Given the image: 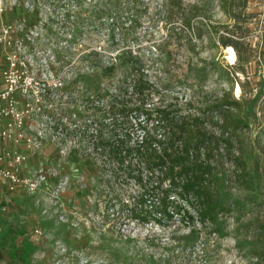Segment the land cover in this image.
<instances>
[{
    "label": "rangeland",
    "instance_id": "obj_1",
    "mask_svg": "<svg viewBox=\"0 0 264 264\" xmlns=\"http://www.w3.org/2000/svg\"><path fill=\"white\" fill-rule=\"evenodd\" d=\"M7 24L22 26L14 69L2 41ZM31 31L40 36L29 42ZM26 64L28 76L19 72ZM142 82L148 88L138 95ZM9 90L0 152L15 147L2 141L3 132L22 136L21 180L40 170L47 179L36 192L26 184L0 187V239L7 236L0 264H76L59 253V240L107 264L257 263L264 249V0H0V95ZM42 96L56 108L40 111ZM224 99L235 104L232 111ZM137 102L151 118L159 111L177 124L197 118L184 140L208 147L202 160L228 210L216 226L182 215L146 221L147 209H136L140 187L126 170L117 171L108 143L123 140L125 125L135 145L140 121L134 111L126 119L120 110ZM238 116L248 127L225 135L224 122L234 125ZM61 119L89 127L88 137L103 147L65 137L54 125ZM230 135L231 147L215 146ZM126 159L135 162V155Z\"/></svg>",
    "mask_w": 264,
    "mask_h": 264
},
{
    "label": "trees",
    "instance_id": "obj_2",
    "mask_svg": "<svg viewBox=\"0 0 264 264\" xmlns=\"http://www.w3.org/2000/svg\"><path fill=\"white\" fill-rule=\"evenodd\" d=\"M223 41L224 46L230 43V40ZM147 86L148 84L144 82L136 85L135 93L144 94ZM222 105L232 111L235 104L224 99ZM131 106L132 104L130 106L122 105L120 113L126 119L131 112L136 113L135 116L140 121L139 124L136 123V129L142 132L141 136L135 139V145L132 147V136L128 130L130 127L124 128L125 125H123L122 130L128 131V134L120 135L123 139L121 141L109 140L108 148L118 164L117 171L126 170L130 174L128 177L134 179L140 187L141 195L135 199L136 209L140 207L147 209L146 221L154 217L163 221L167 218L172 219L175 215H182L185 220L195 222L199 218L204 225L209 223L216 226L221 214L228 210L225 206H221L213 188L214 172L202 160V151L205 149L207 153L206 148L208 147L202 140H199L194 146H190L184 140L189 132L187 126L195 127L197 118L190 119L188 122L186 119L180 120V124H177V119L167 116L164 111H159L155 118H151L153 114L144 103L137 102L135 109H131ZM99 110L102 111V108ZM228 120L227 118L224 122L225 135L229 134L228 131L232 130L237 133L248 127L241 116L234 118V125L231 126ZM190 121L191 123H189ZM153 122H156L160 127L154 125L155 129L159 128L161 131V128H165V131L159 134L153 128L149 130V126ZM178 128L179 133L176 134L175 131ZM88 131L89 127L84 129L85 134H88ZM232 140L230 135V138L224 142L220 141L215 146L221 149V145L225 143L227 147H231ZM101 144L102 142L96 144L97 151L103 147ZM213 150L214 148L210 146L209 153ZM133 155H135V162L126 159ZM198 155L201 159L198 158ZM173 194L175 195L173 196ZM174 204H177L178 207L171 210L170 205ZM182 205H186V208H183ZM135 218H140L137 210H135ZM6 238L7 236H4L0 239V245ZM263 255L264 249L261 254H258L256 264H264Z\"/></svg>",
    "mask_w": 264,
    "mask_h": 264
},
{
    "label": "built area",
    "instance_id": "obj_3",
    "mask_svg": "<svg viewBox=\"0 0 264 264\" xmlns=\"http://www.w3.org/2000/svg\"><path fill=\"white\" fill-rule=\"evenodd\" d=\"M70 20V19H69ZM22 29V26H17L15 24H7L4 26L3 30H2V41L4 43V45L8 48V52H10V54H8V61L10 62L12 68H17L18 67V57L19 55H17V51L14 50V47L17 46L18 44V40H17V36L20 34V30ZM38 31V30H36ZM29 36V42L35 40L37 37L40 36V34L38 32H29L28 33ZM32 37H34L33 39H31ZM34 59V57H32ZM83 60V64L87 63V65L92 66L91 63L89 62L91 57H87L84 56L82 57ZM82 64V65H83ZM84 66V65H83ZM29 64H26L24 66V68H20L19 72L22 74H27V76L31 73L28 72V68ZM27 72V73H26ZM80 72V71H78ZM76 72V74L78 73ZM55 79H58L56 75H54ZM39 80V76L37 77ZM64 86V81L63 80H59L57 85H54L55 90L58 92V94L61 92L62 87ZM12 91L9 90L8 92L4 93L3 95H0V118L4 119V116L9 115V111H7L4 107L3 104L11 97ZM55 104L52 103L51 98L48 96H42L41 100L39 101V109L40 111H45L46 109H48V107H52V108H56V106H54ZM65 119H61L60 122H56L54 125L60 129V131L66 136H71L72 138H80L83 142L84 141H89L91 140L88 137V134H85L84 129L87 127H80L79 124L77 122L73 123H64ZM73 126L74 130L73 132H71L70 128ZM9 128H14V125L11 124L9 125ZM2 137V141L6 142V143H12L15 147L0 152V187L2 185L7 184L8 188L10 189V191H15V189L22 185V184H26L31 191L36 192L40 189V180L41 182L46 181L47 179V175L44 174V170H40L38 171V173L36 174L35 178L32 180H26V181H22L21 180V172L23 170L24 165L26 164L27 161V157L25 156V154L21 153L19 151V147L21 145V143L23 142V138L21 137H13L9 131H5L1 134ZM70 138V137H69ZM92 143H94L93 145L96 146V144L98 143L97 138H93ZM90 141V142H91ZM92 145V144H90ZM54 173V172H53ZM40 177V179H39ZM60 193L59 191H56L55 194L53 195V198H51V202L52 204H56V201H58L57 199L60 197ZM36 235L39 237L44 236V232L42 230H38L36 232ZM56 248L59 251V253L61 255H66L67 257L66 259L69 257L68 254H70V256L74 257L76 259V264H107L105 261L103 260H96V259H92L90 258V256L86 253H83L81 250L76 249V248H71L68 245H66L63 241L59 240L56 243ZM66 262H68L67 260H61L59 263H64L66 264ZM69 263V262H68Z\"/></svg>",
    "mask_w": 264,
    "mask_h": 264
},
{
    "label": "bare ground",
    "instance_id": "obj_4",
    "mask_svg": "<svg viewBox=\"0 0 264 264\" xmlns=\"http://www.w3.org/2000/svg\"><path fill=\"white\" fill-rule=\"evenodd\" d=\"M229 53L231 54V58H236V53H235V50L233 48H230ZM239 92H240V88H239Z\"/></svg>",
    "mask_w": 264,
    "mask_h": 264
}]
</instances>
